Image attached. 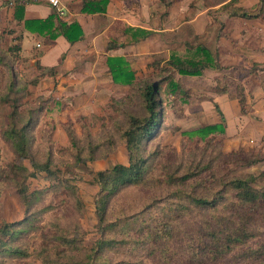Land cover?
I'll list each match as a JSON object with an SVG mask.
<instances>
[{"label":"rangeland","instance_id":"1","mask_svg":"<svg viewBox=\"0 0 264 264\" xmlns=\"http://www.w3.org/2000/svg\"><path fill=\"white\" fill-rule=\"evenodd\" d=\"M222 1L205 0L209 6ZM174 2H145L158 17L157 27L166 22ZM199 5L200 0H187L178 13L185 15L189 6L191 16ZM208 15L212 23L207 26L179 22L148 43L134 44L128 54L136 53L130 62L136 67L135 87L98 78L106 72L103 60L87 67L81 63L79 71L77 56L63 67L42 66L39 58L50 47L48 38L30 39L24 50V33L32 31L0 18V228L8 223L23 230L12 241L20 253H0V264H80L99 241L110 239L118 244L106 248L101 260L157 264L149 250L155 245L148 232L157 224L152 221L168 219V229L178 230L163 246L181 255L185 240L179 233L202 214L190 211L181 197L212 199L225 179L264 174V0H234ZM201 49L213 53L222 68L201 76L172 68L170 61L177 59L201 60ZM92 54L96 50L87 49L82 56ZM95 79L104 84L97 86ZM143 80L158 87L161 115L152 136L140 140L146 173L104 200L101 212L105 192L97 173L129 165L124 133L132 116H148L139 88ZM213 125L224 132L195 135ZM22 134L26 158L15 147ZM240 150L259 162L242 166L228 157ZM46 162L51 173L28 178L29 201L22 199L9 169L23 164L32 171V163ZM190 173L194 178L183 183ZM183 261L176 256L174 264Z\"/></svg>","mask_w":264,"mask_h":264},{"label":"trees","instance_id":"2","mask_svg":"<svg viewBox=\"0 0 264 264\" xmlns=\"http://www.w3.org/2000/svg\"><path fill=\"white\" fill-rule=\"evenodd\" d=\"M83 12L87 14H98L106 12L109 0H83ZM229 6V5H227ZM23 16L24 7H20ZM55 16L46 20L26 21V27L33 33L49 37L54 41L63 36L66 40L75 44L84 37V32L78 23L68 24L60 21L55 23ZM110 49L114 45L110 44ZM202 57L199 61H187L177 59L170 61L172 68L182 75L201 76L206 70L221 69L222 66L216 61L207 49H201ZM109 72L112 80L120 85H134L136 82V73L131 65L122 57L108 59ZM136 85H134L135 87ZM177 87V84H174ZM139 88L142 91V97L145 101V107L148 116L139 118L132 116L129 122V128L124 133L125 143L129 151V165H115L108 171L97 173V180L101 185L102 197L100 211L104 210V200H107L121 187L128 183H136L143 180L146 173V160L139 156L141 139L152 136L160 122V111L158 107L160 101L157 96L158 87L149 83L147 80L141 81ZM224 132L219 125L207 126L200 129L195 135H201L207 138L210 134ZM22 141L16 139L15 147L22 157H27L25 144L26 135L22 134ZM21 142V144H20ZM229 158L242 166H252L259 162L245 155L244 152L237 151L228 155ZM32 171L22 165H13L9 171L12 174L10 179L16 187L22 199L27 198V180L38 173L50 171V162L32 163ZM195 173L186 175L181 181L189 182L194 178ZM179 194H183L179 192ZM187 194V193H186ZM188 203L190 211H198L202 214L197 220H191V228L183 233V244L180 246L181 255L171 254V249L163 246L170 237L175 236L178 230L173 232L166 225L168 219L152 221L157 223L153 228L149 227V236L155 243L153 247H148L154 259L158 263L174 264L176 256H183L184 264H264V174L261 175H243L225 179L221 183V189L211 198L189 195L181 197ZM181 207L183 206L182 203ZM220 206H223L221 210ZM102 212V211H101ZM193 217V216H192ZM101 221H104V215H101ZM166 221V222H165ZM165 222V223H164ZM23 230H16L13 225L5 223L0 228V253H20L19 249L13 246V242L18 234ZM149 236L143 239L144 246L149 244ZM166 238V239H163ZM118 244L116 240L99 241L97 248L80 264H110L101 260L100 255L106 248H112ZM69 245V243H68ZM66 245V246H68ZM159 253L160 255H157ZM160 261V262H159ZM229 262V263H228ZM119 264H145L140 260Z\"/></svg>","mask_w":264,"mask_h":264},{"label":"crops","instance_id":"3","mask_svg":"<svg viewBox=\"0 0 264 264\" xmlns=\"http://www.w3.org/2000/svg\"><path fill=\"white\" fill-rule=\"evenodd\" d=\"M146 1L147 0H109L106 12L87 14L82 11L84 6L83 0H63L66 6V14L64 17H58L56 10L48 3H30L24 6L21 5L18 0H0V18L7 19V23L11 22L14 26L21 24L23 28L26 21L46 20L52 16L68 24H80L84 32V37L75 44L69 43L63 36L58 37L54 41L46 37V39L48 38V45H50V47L45 51L42 57L39 58L41 65L48 68L63 67L72 57L74 58L77 56V59H82L79 66L77 65L79 71L81 63L82 67H87L88 63L94 65L93 62L98 63L99 60H103L104 65L102 63V67H106V72L103 74L99 73L98 78H101V80L106 78L107 84L111 83L118 87H127L113 83L114 81L112 80L108 66L109 58L122 57L130 63L133 61L132 58L135 57L136 53L132 56L128 54V50L131 51L132 47L135 46L134 44L140 45L148 43L150 38L157 37L161 33L166 32L169 25L170 30H173V26L177 25L179 22L181 25L182 22L191 24L194 28L199 27L201 24L207 26L212 23V18L208 15L210 10L218 6H227L234 2V0H223L218 6L217 4L209 6L205 0H200L201 5L199 6H202V8H196L194 14L189 16L187 14L191 10L189 6L186 7V10L183 9L187 11L185 15L184 12L178 13V7L182 5V3L185 4L187 0H176L168 11L169 15L166 20L168 25L164 22L160 28L157 27L158 17L155 18L152 15V9L149 7L150 5L146 6ZM191 2H195V0H191ZM136 6L139 7L138 12L134 9ZM155 6L158 8V3ZM20 7H24L22 17L21 11L18 12ZM180 8H182V6H180ZM57 18L54 20L56 25L58 23ZM135 20L139 21V23L135 22ZM2 21L6 22V20ZM38 37H41V35L26 31L22 41L23 49H26V44H29L30 39ZM115 41H118L117 45H114V48L110 49V44L113 45L112 43ZM50 42L52 44H50ZM130 43H133V45H130ZM87 49H95L96 54H92L91 57L83 58L82 54L84 50ZM131 67L136 71V67L133 65H131ZM94 82L97 86L104 84L99 79H95Z\"/></svg>","mask_w":264,"mask_h":264},{"label":"built area","instance_id":"4","mask_svg":"<svg viewBox=\"0 0 264 264\" xmlns=\"http://www.w3.org/2000/svg\"><path fill=\"white\" fill-rule=\"evenodd\" d=\"M21 5L26 6L30 3H48L55 10L58 17H64L66 14V6L63 3V0H18Z\"/></svg>","mask_w":264,"mask_h":264}]
</instances>
